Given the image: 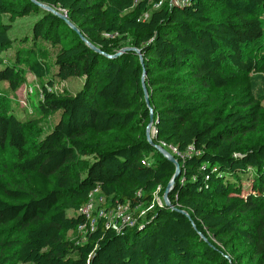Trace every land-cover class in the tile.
<instances>
[{"label": "trees", "instance_id": "trees-1", "mask_svg": "<svg viewBox=\"0 0 264 264\" xmlns=\"http://www.w3.org/2000/svg\"><path fill=\"white\" fill-rule=\"evenodd\" d=\"M158 1L0 0V264H264V0ZM27 73L42 97L19 116L2 84ZM159 146L180 166L172 207L141 215L176 173ZM95 189L137 221L82 243Z\"/></svg>", "mask_w": 264, "mask_h": 264}, {"label": "rangeland", "instance_id": "rangeland-1", "mask_svg": "<svg viewBox=\"0 0 264 264\" xmlns=\"http://www.w3.org/2000/svg\"><path fill=\"white\" fill-rule=\"evenodd\" d=\"M162 3L160 5H153V8H159L163 5H167L168 3H175V0H161ZM45 9V8H43ZM47 10V9H45ZM56 11L58 13H60L61 15H66V11H63L62 9H56ZM33 19L31 17H20L19 19H17V21L14 23L15 25V29L16 31H25L27 29V26L31 23ZM15 50V46H11V48L4 54V56L9 55L11 53H13ZM258 47L257 48H253L254 53H260L258 51ZM252 80L254 83V90L255 93L258 94L259 96H262L264 98V73L262 74H252ZM2 86L4 87L6 93L11 97V102H12V106L15 109V112L21 116L23 114L24 111L28 110L29 112L31 110H33V107L37 105V101L41 98V91H42V86H41V82L32 74H28L27 73V77L24 83H22L16 90H12L8 84H2ZM84 86V79L81 77H74V78H70L68 80H56V83L54 85V90L57 92H69L71 94H75L78 91H80ZM55 119L52 118L51 120H49L48 122V126L50 128L51 124L54 123ZM47 128L46 131L49 129ZM264 129V128H263ZM262 136L264 137V130L262 132H260L258 137H250L251 141L257 140L262 138ZM173 152H175L173 150ZM176 153V152H175ZM245 191L250 190L249 186H250V182L245 181ZM172 187V186H171ZM170 187V188H171ZM156 197V200L158 202L159 199H166L165 197V193L163 195H154ZM96 203V201H95ZM99 203V202H98ZM97 206V204H96ZM155 206H160L158 203H155L154 205L146 208V209H142L143 214L148 211V210H152ZM162 207V206H160ZM124 214V212H123ZM125 214L126 215H134L133 212H131L130 210L127 211L125 210ZM121 216V215H119ZM127 217V216H126ZM123 218V216H122ZM134 217H132L133 219ZM118 220V222H116ZM121 219L118 217V214L113 213L112 217H111V222L113 224L116 225V227H119V230H117L118 232H120L121 230H123L125 227H129V225H122L121 224ZM136 223V220L134 221ZM134 223V225H135ZM132 225V226H134ZM75 238V236L73 237ZM82 241V240H81Z\"/></svg>", "mask_w": 264, "mask_h": 264}, {"label": "built area", "instance_id": "built-area-1", "mask_svg": "<svg viewBox=\"0 0 264 264\" xmlns=\"http://www.w3.org/2000/svg\"><path fill=\"white\" fill-rule=\"evenodd\" d=\"M186 1L187 0H175V3L180 4V5H184V3ZM161 3H162V1L159 0L158 2L155 3V6L160 5ZM147 17H148V13H145L143 15L142 19H146ZM116 35H117V33L106 34V36H108V37H113ZM41 97H42V91H41ZM173 150L177 154H179L176 148H173ZM191 150L192 149H190V151ZM99 193H100V191L98 189H95L89 195V201L79 210V214L85 218V222L82 223L81 225H79V227H78V231L81 234L80 241L82 240L81 241L82 243H84L86 241L87 234L95 231L97 224H98V221L100 219H104L106 221V227L107 228H113L116 231L119 230V227L118 226L116 227V225L111 222V217H112L113 213L118 214V217L122 220L121 221L122 225L132 226L135 223L134 221L135 220L137 221V218L135 217V215L132 216V215H126L125 214V210L131 211V207L129 204L118 205L117 208L112 209V210H107L103 207H100L99 204L103 202V198H99V200L97 199ZM166 200H168V199H166ZM95 201H96V203H95ZM155 203H158L160 206H163L160 199L157 202L156 197H155L153 204H151L150 206L154 205ZM96 204H97V206H96ZM123 212H124V214H123ZM142 214H143V211L141 212V215ZM119 215H121V216H119ZM122 216H123V218H122ZM132 217H134V218L132 219ZM116 222H118V220Z\"/></svg>", "mask_w": 264, "mask_h": 264}, {"label": "water", "instance_id": "water-1", "mask_svg": "<svg viewBox=\"0 0 264 264\" xmlns=\"http://www.w3.org/2000/svg\"><path fill=\"white\" fill-rule=\"evenodd\" d=\"M35 3L37 4V5H39L40 7H42V8H45V9H47V10H49V11H51V12H53L54 14H56V15H58L59 17H61V18H63L71 27H73L75 30H77L78 32H79V30L67 19V16L66 15H61L60 13H58L56 10H54L52 7H50V6H48V5H46V4H43V3H40V2H36L35 1ZM81 35V38L91 47V48H93L95 51H97V52H101L98 48H96L93 44H91L82 34H80ZM120 55V53H118L117 55H115L114 57H116V56H119ZM144 84V83H143ZM144 87H145V84H144ZM145 91H146V89H145ZM146 101H147V103L149 102V100H148V96H147V92H146ZM150 130H151V127H150V125H149V127L147 128V135H148V139H149V141H151V137H150ZM158 149L164 154V156L167 158V159H169L170 161H172L174 164H175V166H176V173H175V175H174V177L172 178V180L169 182V185H168V187H167V189H166V192H165V197L168 195V193H169V190H170V187L173 185V183H174V181H175V179H176V177L178 176V174H179V172H180V166H179V163L177 162V160L174 158V156L173 155H171L167 150H165L163 147H161V146H159L158 147ZM166 199H168V197H166ZM168 201V200H167ZM182 213H184V214H187L185 211H182Z\"/></svg>", "mask_w": 264, "mask_h": 264}, {"label": "bare ground", "instance_id": "bare-ground-1", "mask_svg": "<svg viewBox=\"0 0 264 264\" xmlns=\"http://www.w3.org/2000/svg\"><path fill=\"white\" fill-rule=\"evenodd\" d=\"M160 201H161V203H162V205L163 206H169V207H172V205L170 204V202L169 201H167L166 199H160Z\"/></svg>", "mask_w": 264, "mask_h": 264}]
</instances>
